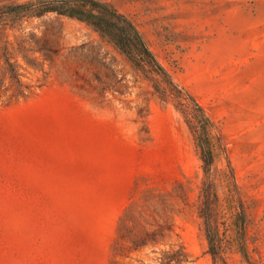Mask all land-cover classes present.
Listing matches in <instances>:
<instances>
[{
    "label": "rangeland",
    "instance_id": "374dc122",
    "mask_svg": "<svg viewBox=\"0 0 264 264\" xmlns=\"http://www.w3.org/2000/svg\"><path fill=\"white\" fill-rule=\"evenodd\" d=\"M26 1L38 0H0V63L17 61L21 82L7 73L0 86V264H264V0H106L214 121L211 184L177 100L151 97L139 116L154 78L84 21L8 12ZM149 186L180 203L159 218L165 235L117 246L124 207Z\"/></svg>",
    "mask_w": 264,
    "mask_h": 264
},
{
    "label": "trees",
    "instance_id": "16d2710c",
    "mask_svg": "<svg viewBox=\"0 0 264 264\" xmlns=\"http://www.w3.org/2000/svg\"><path fill=\"white\" fill-rule=\"evenodd\" d=\"M8 12L13 16H42L48 12L56 15L67 16L84 21L90 25L103 39L122 54L128 63L140 73L142 78H154L153 90H148L149 97L145 99V105L138 107L139 116H146L148 109L142 113V108L147 107L151 97L159 98L167 102L169 98H174L178 103L176 108L182 113L189 125L196 132V142L199 147V156L202 160V168L208 177V184L213 178L214 145L212 143V132L215 123L207 113L203 105L185 87L174 81L168 68L160 61L157 54L150 47L142 31L137 24L125 13L119 11L113 4L106 0H38L26 1L15 5H10ZM5 31L8 36L7 27L0 28V32ZM7 41V40H6ZM8 42V41H7ZM7 48V47H6ZM3 64L0 63V86L3 85L6 74H10L13 82L20 84L18 66L19 63L11 59L7 53L3 55ZM23 92V89H19ZM1 96V94H0ZM232 170V167H230ZM180 193V202L188 205V194L182 182H177ZM143 195L144 203L141 205L131 199L118 222L117 246L122 245V241H127L130 247L138 248L143 245L157 243L161 236L165 235V223L160 221L161 216L168 218L169 207H176L174 202L176 194L171 192L156 191L149 186ZM204 221V233L208 242V248L213 254L219 253L222 247V237L219 225L211 221L212 214L206 204L202 210ZM234 223L240 230V250L247 256L246 241L244 233L247 230L246 212L239 203V209L235 213ZM169 230H173L169 228ZM176 258V252L172 253ZM179 258V257H178Z\"/></svg>",
    "mask_w": 264,
    "mask_h": 264
}]
</instances>
